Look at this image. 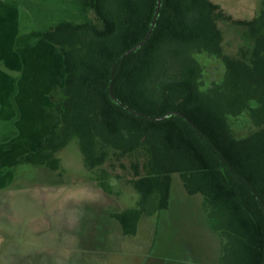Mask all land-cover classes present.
Instances as JSON below:
<instances>
[{"label": "trees", "instance_id": "trees-1", "mask_svg": "<svg viewBox=\"0 0 264 264\" xmlns=\"http://www.w3.org/2000/svg\"><path fill=\"white\" fill-rule=\"evenodd\" d=\"M79 9L97 23L63 22L42 33L62 54L64 79L50 93L56 121L19 164L57 172V154L76 139L97 186L113 194L102 165L138 154L129 180L135 205L114 216L125 235L167 209L178 174L189 195L203 198L221 237L219 264H264V0L250 21L210 0H161L149 39L127 56L150 30L157 0H81ZM221 22L243 37L234 55L224 52ZM202 53L224 67L205 90L194 57ZM244 113L253 130L236 138L231 120Z\"/></svg>", "mask_w": 264, "mask_h": 264}, {"label": "crops", "instance_id": "crops-1", "mask_svg": "<svg viewBox=\"0 0 264 264\" xmlns=\"http://www.w3.org/2000/svg\"><path fill=\"white\" fill-rule=\"evenodd\" d=\"M80 1L75 2L78 7ZM65 9V3L55 0L0 4V180L3 169L21 166L20 157L42 147L56 121L52 113L54 121L50 124L47 108L52 103L51 91L62 87L63 57L58 48L43 40L42 33L67 22ZM75 191L67 199L71 206L53 208L48 216V234L43 233L42 239L45 242L52 234L55 246H43L41 252L33 250L41 256L24 259H32L33 264L220 262L222 240L219 236V245L216 242L211 247V232L219 234L211 229L203 205H169L149 218L142 217L135 234L125 235L114 216L130 207L113 210L111 195L94 184L93 199L86 198L80 189ZM81 197L84 202H80Z\"/></svg>", "mask_w": 264, "mask_h": 264}, {"label": "rangeland", "instance_id": "rangeland-1", "mask_svg": "<svg viewBox=\"0 0 264 264\" xmlns=\"http://www.w3.org/2000/svg\"><path fill=\"white\" fill-rule=\"evenodd\" d=\"M47 1L50 0H0V4L1 6L3 4L8 5L11 2L42 4ZM55 1L65 3V21L74 24L96 22L93 12L82 13L79 11L77 5L79 0ZM210 1L217 4L225 15L239 21L252 20L262 2V0ZM219 25L223 32L224 52L227 55L236 54L239 46L243 43V37L239 36L232 25L225 22H221ZM194 57L203 69L201 77L203 90L222 79L224 67L220 60L211 58L205 53L194 55ZM51 104L47 108L50 115V124L54 121ZM231 128L236 138L245 137L253 130L247 113L232 119ZM57 157L60 159L61 165L57 172H52L45 167L31 165H12L2 170L3 177L0 180V264H33L32 259L26 260L23 256H41L40 252L43 251V246L49 248L56 244L52 240V234L45 242L42 239L43 233L48 234L46 231L49 230L48 216L51 210L71 206L72 202H67V199L70 200L74 196L76 189L82 190L86 198L93 199V184L95 187L97 184L94 180V173L84 165L78 141L76 139L72 140L57 154ZM142 161L143 159L138 154L121 158L112 156L102 165V168L108 170L112 175L110 183L113 194H110V198L114 205H112L113 210L125 207L131 208L135 205L137 195L129 184V180L133 178L131 164L134 162L141 163ZM11 163H14L13 158ZM81 198L83 199V197ZM170 198L168 206L170 205L172 208L181 205H203V198L200 195H189L187 193L178 174H173L171 177ZM84 201L85 199L80 200V202ZM68 210L66 209V211ZM145 220L149 224V219ZM52 231L51 227L50 233ZM211 234L210 241L213 248L216 242L219 245L220 237L212 232ZM36 249L40 252L33 251ZM57 251L62 252V250ZM218 263L219 259L211 262V264Z\"/></svg>", "mask_w": 264, "mask_h": 264}, {"label": "water", "instance_id": "water-1", "mask_svg": "<svg viewBox=\"0 0 264 264\" xmlns=\"http://www.w3.org/2000/svg\"><path fill=\"white\" fill-rule=\"evenodd\" d=\"M160 6H161V0H157L156 16H155V18H154V20H153V22H152V25H151L150 30H149V31L147 32V34H146L144 40H143L142 42H140L139 44H137L136 46H134L133 48L127 50V51L124 53V56H127V55L131 54L132 52L136 51L137 49H139L141 46H143V45L147 42V40L149 39V37H150V35H151L152 30H153L154 27H155V21H156V19H157V17H158V13H159L158 11H159V9H160ZM111 98L113 99L114 102L118 103V101H117L113 96H111ZM173 114H174L173 112H169V113H167L165 116L158 118V120H164V119L170 117V116L173 115ZM138 115H140V114H138ZM178 115H180V114H178Z\"/></svg>", "mask_w": 264, "mask_h": 264}]
</instances>
